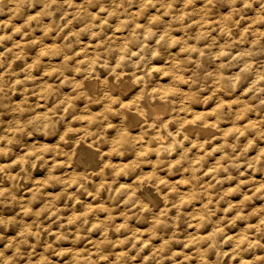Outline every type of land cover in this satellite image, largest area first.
I'll return each mask as SVG.
<instances>
[{
    "label": "clouds",
    "instance_id": "9594fccd",
    "mask_svg": "<svg viewBox=\"0 0 264 264\" xmlns=\"http://www.w3.org/2000/svg\"><path fill=\"white\" fill-rule=\"evenodd\" d=\"M0 264H264V0H0Z\"/></svg>",
    "mask_w": 264,
    "mask_h": 264
}]
</instances>
